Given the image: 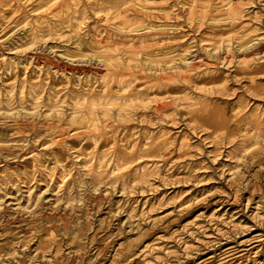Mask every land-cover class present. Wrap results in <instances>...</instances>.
<instances>
[{
  "label": "rangeland",
  "instance_id": "1",
  "mask_svg": "<svg viewBox=\"0 0 264 264\" xmlns=\"http://www.w3.org/2000/svg\"><path fill=\"white\" fill-rule=\"evenodd\" d=\"M52 1L0 0V264H264V0Z\"/></svg>",
  "mask_w": 264,
  "mask_h": 264
},
{
  "label": "bare ground",
  "instance_id": "2",
  "mask_svg": "<svg viewBox=\"0 0 264 264\" xmlns=\"http://www.w3.org/2000/svg\"><path fill=\"white\" fill-rule=\"evenodd\" d=\"M50 1V0H49ZM52 1V0H51ZM109 3H110V7L112 8V13H114L115 15L119 14V12H122V11H125L123 9L124 6H131L133 7V9L135 7H139V8H142V9H149V6L147 5H144L142 3V0H108ZM220 1V0H219ZM46 2V1H45ZM44 2V3H45ZM53 2V1H52ZM51 2V3H52ZM50 3V2H49ZM221 4L223 5V7H226V11L227 12H230L232 10L235 9V4H234V1L233 0H221ZM219 5V3H218ZM158 9H161V10H166L167 8H164V7H157ZM225 9V8H224ZM73 23V22H72ZM74 25V24H73ZM75 27V26H74ZM73 27V28H74ZM68 29V28H67ZM72 29V28H71ZM70 30V28H69ZM38 31V30H37ZM73 32V31H72ZM74 33H75V38H80V34H78L77 32H75L74 30ZM32 35L31 36V39H32V42L34 40H36L37 38L40 37L39 34H37L36 32H32L31 33ZM42 34V33H40ZM43 36V35H42ZM41 36V37H42ZM83 39H85V36H81ZM239 38V37H238ZM75 39V40H76ZM38 40V39H37ZM36 40V41H37ZM81 41L77 42L75 45L77 47V50L73 52V54L71 53V51H67V54L71 55V56H75V54H84L88 48H90V50L94 51L97 53V58L99 61H108V56L106 54H103V53H99L97 52V49H98V46L96 44H93L91 43V45H87L89 43H87V41L85 40H82L80 39ZM244 40H242L241 42H243ZM30 42V43H32ZM89 42V41H88ZM87 43V44H86ZM90 46V47H89ZM257 52L256 49H252L249 54H255ZM71 53V54H70ZM72 60V59H71ZM76 70V68L74 69ZM98 92V93H97ZM96 93H92V94H89L88 97L86 96L84 99H85V104H81L80 102H75L70 108H71V111L73 114H76V113H79V115H76V116H71V120L73 121L76 117L77 118H82V120H87L88 118L92 121H95L96 119V115L99 111H101L102 114L106 115L109 113V107H111L112 105H115V103L118 101L117 99L119 97L117 96H111V94H108V95H103L101 94L99 91H97ZM31 93V92H30ZM85 95V94H84ZM83 95V96H84ZM10 98V97H9ZM21 98V97H20ZM137 98V97H136ZM135 98V99H136ZM141 98V97H140ZM107 99H109L110 101H108ZM133 99V98H132ZM135 99H133L135 101ZM83 100V99H82ZM117 100V101H116ZM127 100V99H126ZM138 100V99H136ZM105 101H108V102H105ZM116 101V102H115ZM121 101V100H120ZM122 101H125V100H122ZM8 102V101H7ZM119 102V101H118ZM127 102V101H125ZM129 102V101H128ZM128 102L127 103H123L124 105L121 106V108H126L128 105ZM10 103V102H9ZM2 104V103H0ZM8 104V103H7ZM14 105V104H13ZM21 107H27V105L24 104V102H20L19 104ZM8 106V105H6ZM54 105H51V107H53ZM118 106V105H117ZM2 106H0L1 108ZM13 107V106H12ZM10 107V108H12ZM16 107V105L14 106ZM13 107V108H14ZM50 107V108H51ZM5 108V107H3ZM9 108V110H10ZM7 109V108H6ZM8 110V109H7ZM249 117H251L250 119L253 120L254 119V116L250 115ZM249 119V118H248ZM70 120V121H71ZM118 153V152H117ZM126 153V152H125ZM130 153V152H129ZM132 153V152H131ZM124 154V153H123ZM120 155V162L122 161H127V160H131V158L129 157L130 154H124V155ZM119 155V154H118ZM134 155V153H133ZM117 157V156H116ZM119 157V156H118ZM118 160V159H116ZM128 164V163H127ZM126 164V165H127ZM104 164L101 165V164H97L94 168V171L91 173V176L95 179H98V178H101L103 175V171H104ZM127 173V172H126ZM134 173L132 172V175ZM123 176V175H122ZM128 178V177H127ZM125 179V177H124ZM129 180V179H128Z\"/></svg>",
  "mask_w": 264,
  "mask_h": 264
}]
</instances>
